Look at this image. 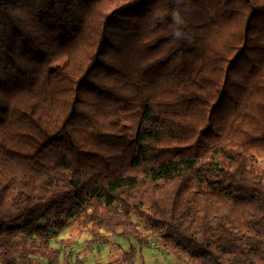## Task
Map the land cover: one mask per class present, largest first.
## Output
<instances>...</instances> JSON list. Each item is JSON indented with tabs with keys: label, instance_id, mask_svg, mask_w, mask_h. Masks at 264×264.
<instances>
[{
	"label": "trees",
	"instance_id": "obj_1",
	"mask_svg": "<svg viewBox=\"0 0 264 264\" xmlns=\"http://www.w3.org/2000/svg\"><path fill=\"white\" fill-rule=\"evenodd\" d=\"M112 237L264 264V0H0V264Z\"/></svg>",
	"mask_w": 264,
	"mask_h": 264
},
{
	"label": "rangeland",
	"instance_id": "obj_2",
	"mask_svg": "<svg viewBox=\"0 0 264 264\" xmlns=\"http://www.w3.org/2000/svg\"><path fill=\"white\" fill-rule=\"evenodd\" d=\"M136 126H134L135 128ZM58 239H65L70 244L69 250L74 254V252L78 250L87 249V235L85 233H79L77 226L75 223L68 224L67 227L62 229L55 235ZM114 240V244L112 245H102L98 248V252L96 253L89 252V255L83 256L80 255V260H72L73 264H102L106 263L107 256L110 254V250H114L113 248L117 247L118 245L124 249H128V243L124 240H119L117 237H112ZM138 262L140 264H187L184 263L181 259H178L175 256L169 255L166 256L164 254L159 253L158 250L150 249L146 245H142L141 248L138 249ZM65 260H59V264H66Z\"/></svg>",
	"mask_w": 264,
	"mask_h": 264
},
{
	"label": "clouds",
	"instance_id": "obj_3",
	"mask_svg": "<svg viewBox=\"0 0 264 264\" xmlns=\"http://www.w3.org/2000/svg\"><path fill=\"white\" fill-rule=\"evenodd\" d=\"M173 20H174L177 24H183V23H184V21L181 19L180 15H179L178 13H174V14H173ZM182 35H183V33L180 32L179 30H177V31L175 32V37H176V38H181Z\"/></svg>",
	"mask_w": 264,
	"mask_h": 264
}]
</instances>
